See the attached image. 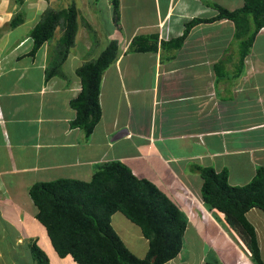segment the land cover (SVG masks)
Wrapping results in <instances>:
<instances>
[{
  "label": "crops",
  "instance_id": "obj_1",
  "mask_svg": "<svg viewBox=\"0 0 264 264\" xmlns=\"http://www.w3.org/2000/svg\"><path fill=\"white\" fill-rule=\"evenodd\" d=\"M34 1L0 0V259L17 245L29 244L31 239L38 242L34 233L26 231V238L17 234L13 241L8 240L12 235L6 228L7 222L21 217L19 210L37 222V210L28 195L33 183L59 178L89 180L99 165L115 160L153 183L175 204L188 220L186 234L199 237L201 253L209 245L206 250L213 252L211 262L253 264L243 255L247 249L242 242L237 239L240 245H236L223 229L228 226L224 215L203 206L202 180L195 167L227 170L230 186L247 184L257 167L264 168V51L253 52V43L240 76L233 74L236 55L229 53L232 62L217 78L214 65L229 56L230 21L194 26L179 49L162 46L180 37L191 19L213 17L216 12L208 3L234 10L243 1L118 0L117 24L112 17L118 30L110 34V40L117 43L116 58L101 75V116L89 137L70 125L76 116L71 101L80 91L77 68L101 51L97 42L94 45L89 40L79 50L77 37L60 73L45 79L54 55V48L48 46L53 40L34 57L29 56L30 31L44 10L42 1ZM96 1L75 0L93 19L98 17L93 8ZM103 1L107 7L112 5V0ZM71 4L72 0L44 1L46 10ZM23 8V22L12 28L11 20L22 15ZM32 10L34 14L29 16L27 12ZM127 26L130 30L126 32ZM78 29L77 24L76 36L82 35ZM152 34L158 38L155 52L131 50L134 37ZM262 37L264 28L255 41ZM121 132L124 134L115 140ZM246 216L255 228L264 261V217L257 209ZM189 250L184 232L180 253L165 264H193V256L179 261ZM206 263L200 257L196 264ZM54 264L64 263L56 259Z\"/></svg>",
  "mask_w": 264,
  "mask_h": 264
},
{
  "label": "trees",
  "instance_id": "obj_2",
  "mask_svg": "<svg viewBox=\"0 0 264 264\" xmlns=\"http://www.w3.org/2000/svg\"><path fill=\"white\" fill-rule=\"evenodd\" d=\"M242 1V7L234 10L208 3L216 12L213 17L191 19L184 24L180 37L162 46L179 49L194 26L230 21L233 37L226 54L236 55L233 74L240 76L255 37L264 28V0ZM16 2L20 4L24 0ZM71 5L46 10L30 31V57L55 38L56 29L62 32L56 39V46L63 49L59 51L60 61L46 72L45 79L59 72L58 67L74 45L77 12ZM112 10L117 24L118 0H112ZM23 19L19 13L11 20L10 26H18ZM157 40V35L153 34L137 36L132 39L130 48L136 52H155ZM116 50L117 43L111 42L94 61L76 70L81 91L71 101L76 116L70 125L82 130L86 137L100 120L101 75L115 60ZM229 62H232L230 54L214 65L217 78H221V69ZM195 169L202 180L199 192L204 207L222 213L227 225L250 253L252 263L264 264L255 228L246 216L252 209H257L264 217V168L257 167L253 178L242 186L228 184L227 170L216 172L211 167L201 166ZM28 195L37 210L35 219L44 228L53 251L60 258L69 257L75 264H165L174 259L183 247L187 227L185 215L153 183L138 178L120 161L99 165L89 180L59 178L33 183L28 188ZM117 212L135 224L147 240L148 250L143 258L131 253L111 226V217ZM29 251L35 264H50L45 252L35 242L29 245Z\"/></svg>",
  "mask_w": 264,
  "mask_h": 264
},
{
  "label": "rangeland",
  "instance_id": "obj_3",
  "mask_svg": "<svg viewBox=\"0 0 264 264\" xmlns=\"http://www.w3.org/2000/svg\"><path fill=\"white\" fill-rule=\"evenodd\" d=\"M41 1L43 2L42 3L43 9H44L43 12H47L46 6H44L45 0H40V2ZM94 1L95 0H93V2ZM31 2H32V0H31ZM72 2H73L72 5H74V7H78V9L80 10V13H78L76 10V12H77L76 19H77V24L79 25L78 31H80L82 35H79V36L77 35L75 37V38L78 37V43L76 45V48H78L79 50H82V45H81L82 42L83 41L86 42V40H89L91 42L93 41L92 43L94 45H95V42H97V44L95 46L97 48H99L100 51L104 50L106 47H108V45L111 42H113L110 40V39H112V37H110L111 32L116 33V31L118 30L115 26V22L112 19V17H113L112 5L107 7V5H108L107 1H103V0L96 1L97 3L94 4L93 8L97 10L98 17H95L93 19L91 17H88L89 14L87 12H82L83 10L80 8L79 3L75 2V0H72ZM33 4H35L34 0H33ZM43 12L42 13H41V11L39 12V14L40 13L41 14L39 15V17H36L35 22H37V23L39 22V20L42 18L41 15L43 14ZM27 13L29 16H31L34 14V11L33 10L28 11ZM93 14L95 15V13H93ZM25 15H26L25 8H23L22 16L25 17ZM131 17H132V15L130 16V21L134 23L135 17L133 16L132 19H131ZM93 22L97 23V25H95ZM82 26H84V27H82ZM127 30H130V28L128 26L126 27V32H127ZM61 33L62 32L59 28L56 29L55 38L53 39L52 43L50 45H48L49 48H51V47L54 48V55L52 58V62L50 63V65L48 66V68L46 70H49L52 67L56 66V64H58L57 62L60 61L59 51H63V49L56 46V39L59 38ZM102 43H103V46L101 45ZM92 47H93V45H92ZM71 48L69 49V52L71 51ZM79 50L77 53L81 52ZM75 51H77V50L74 49V52ZM263 51H264V37L258 38L254 42V49H253V52H263ZM95 55L98 56L99 54H95ZM94 57L93 56L88 57L85 60H83L81 63L85 64L87 62H92V61H94V59L97 58V57H95V58ZM68 65L70 68L71 63H69ZM62 66H63V64H60V66L58 67V70H61ZM59 73H60V71H59ZM82 139H84V137ZM7 180H9V178H7ZM77 180H80V179H77ZM31 210H33V208H31ZM7 211H8V208H7ZM32 212L34 214V211H32ZM17 214L21 215L20 218L17 217V219H16L17 221L14 220L13 223H11V224L9 222H7L8 227H6V228L9 232V234L12 235V236H7L8 240L13 241L15 236H17V234H19V236H21V238H26V237H23L25 231L27 233H34L35 236L38 238V242L36 243V241H33L32 239L31 240L29 239V240L32 242H35L36 245L43 252L46 253V255L50 259L51 264H54V260H56V259L62 261L64 264H75L72 260H69L68 258L60 259L57 257V255L55 254V252L53 251V249L49 243L47 235L45 234V230L37 222H35L29 214H26L25 211H23V210H19L17 212ZM11 215H12V217L15 218L13 213ZM18 218L21 219L20 222L18 221L19 220ZM187 222H188V220H187ZM111 226L113 227L114 231L117 234H119V236L122 239V241L124 242L125 246L130 250L131 253H133L138 258H143L146 255V252L148 250L147 241L143 237L140 229L135 224L131 223L121 213L117 212L116 214H114L111 217ZM227 227H226V229L223 227L222 228L226 231L228 236L232 237V239L236 245L237 244L240 245V243H239L240 239L237 237L236 233L234 231L231 233L229 231V228H227ZM186 232H187V230L185 231V238L187 240L188 247H190V250H189L190 253L186 252V254H184L179 261L180 262L188 261V260H190L191 256H193V259H191L192 263H193V261H195L193 264H196L198 258H200V257L203 261H206L207 263H211V261H212L211 255L213 254V252L206 250L207 248H209V245L206 246L205 252L201 253L202 250L200 248L199 237L189 235L188 233L186 234ZM187 235L190 236L191 239H187L188 238ZM237 239H239V240H237ZM43 242H44V245H43ZM30 244H31V242H29V244L25 242L23 245H19V246L17 245V247L13 251L7 252V257H4V258L2 257L3 259L2 258L0 259V264H35L31 258V256L29 255V245ZM184 246H185V244H184ZM20 248L22 249L21 251H20ZM186 248H187V246L184 247L183 249H186ZM246 251L247 252L243 251V255H245L246 257H249V259H250V254L248 253V250H246ZM22 252H23V254H21ZM4 254H6V253H4ZM2 260H4L5 262H3Z\"/></svg>",
  "mask_w": 264,
  "mask_h": 264
},
{
  "label": "water",
  "instance_id": "obj_4",
  "mask_svg": "<svg viewBox=\"0 0 264 264\" xmlns=\"http://www.w3.org/2000/svg\"><path fill=\"white\" fill-rule=\"evenodd\" d=\"M122 134H124V133H122V132H121V133H118V134L115 136L114 139H115V140L118 139Z\"/></svg>",
  "mask_w": 264,
  "mask_h": 264
},
{
  "label": "clouds",
  "instance_id": "obj_5",
  "mask_svg": "<svg viewBox=\"0 0 264 264\" xmlns=\"http://www.w3.org/2000/svg\"><path fill=\"white\" fill-rule=\"evenodd\" d=\"M80 91H81V85H80ZM80 91H79V92H80ZM78 94H79V93H78ZM77 96H78V95H77ZM74 99H75V98H74ZM202 204H203V201H202ZM203 206H204V204H203ZM248 253H249V252H248ZM249 254H250V253H249Z\"/></svg>",
  "mask_w": 264,
  "mask_h": 264
}]
</instances>
